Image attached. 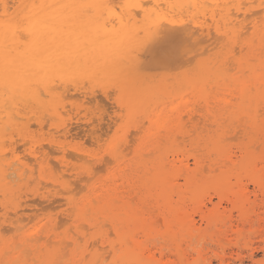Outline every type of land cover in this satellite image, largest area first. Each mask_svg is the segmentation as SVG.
Instances as JSON below:
<instances>
[{"label":"bare ground","instance_id":"6f19581e","mask_svg":"<svg viewBox=\"0 0 264 264\" xmlns=\"http://www.w3.org/2000/svg\"><path fill=\"white\" fill-rule=\"evenodd\" d=\"M11 1H12V4L14 7H13V11L10 13L13 16L10 17V16L6 15V12L8 11V6H7L8 3L6 2V0H0L1 13H2V17H0V100L3 99V95H5L6 98L10 101V103L12 102V104H14V106H17L18 104L22 105V104L27 103L29 107L37 108V110H38V107H44V106L49 105V103L47 101H44L41 96L47 95L50 98L54 97L53 90H54V88H58L56 86H60V85L61 86L66 85L67 86L68 83H73L75 80H78V79H87L88 81H90V80L95 81L98 79L99 81H103V80H108L110 78L119 79L124 75H129V76L133 75L134 80L137 81V78H138L137 72L140 69L139 68L140 65H139V62L137 61V59L135 58V56H132V53L134 51H138L137 49L140 48L139 46L141 44L149 43L153 39V34L148 31V28L145 25L142 17H139V19H138V17H136L135 14H133L132 16L125 15L123 17V22H121V20L117 19L116 23L113 24L111 22V18L106 17V15L104 14L102 9L96 10L93 15L89 16V15H81L77 10L72 9V8L60 7L62 5H72V4H81V3H113L114 1L116 3H120L121 0H11ZM255 1H257V0H255ZM144 2H148V0H144ZM152 2L163 3L165 5L172 4V3H180V4H183L185 7L177 8L175 10L176 14L177 13H180V14L185 13V14H187V16L189 15L192 19H197V20H199V18H202V20H203L204 17H208L210 22H211L210 24H211L212 29H213L212 35L214 36L215 40L220 42V44L222 45V48H223V49L221 48L222 50H224V48H227V52L225 53V55L219 59L214 58V60H212L211 62L199 61V63H197V65H198L197 72H195L196 70L194 71L196 73V75L194 74V76H196V77H194L193 74H192L193 77L189 75L191 78L183 77L181 85H180V87H178L177 91L174 92L171 89H170L171 91L168 90V92L166 93V96L164 97L166 99L165 102L173 101V103H175V104L172 103L171 107L167 110L168 115H166V117L164 118V122H165V126H166V128H165L166 132H164L165 135L162 138H164V140L167 142V144L169 142L172 143V140L170 141L171 134H172L170 132V130L173 132L174 129H179V127L181 125H182V127H184L185 122H183L184 125L181 124V122L183 120V116H186L187 119L189 121H191V123L189 122L191 125H188L189 129H187V127L185 126L186 131H182V128H180L176 132V133L181 135V137H180L181 142H182V140H183V142H185L184 139L186 140V138H187V140H189V142H187V144L192 143V142L197 143V141H199L200 139L196 141L195 140L196 136L193 134L197 133L196 135H198L200 133V132L198 133V130H200V128H203V129H201V130H203V132H204V130H207L205 128H207L210 123L206 124V122L207 123L211 122V124H210L211 129L213 128L212 125L214 126V124L218 125V126L220 124V126L218 128H221V125H223L222 120L229 122L226 119H229L232 122V123L231 122H229V123L235 127L232 128V126H231V128H232L231 129L229 124H226V127L228 125V127H227L228 131L226 130L225 134H226V132L227 133L230 132L229 129H231L233 132H235L234 134L239 135L238 137L236 135V138H238L239 141L240 140H242V141L239 143L237 142L239 145L234 144L235 146L237 145L235 148L236 149L235 151L231 150L230 146H227L226 144H224L225 143L224 135L223 136L218 135V133H217V135H214V136L212 135V137H209V135L212 133V132L209 133L211 131V129L209 128L210 131L207 130V134L208 133L209 134L206 135L209 138H207V137H206L207 139L204 138V143L206 146V148H204V149H206V150L202 151L201 149L199 150L196 147L197 150H195V151L192 150V152H194V153L191 152V154L189 155L191 158V162H189L187 157H184L183 154L180 156L178 155L176 149L180 145V143L178 142L179 137L176 138L177 135L173 136V139H174L173 141H175V142L177 141L178 143L176 142L177 144L175 145V147L176 146L177 147L175 150H170L171 153H168L169 152L168 151L165 154L158 156V158L155 160V162L150 164V165L148 163L149 160L147 161L146 158H145V161H147L148 164L146 162L142 163L140 161V159H139V162H136V160H135L136 165H135V167H133V170H135V172L137 171V172L142 173L141 177L137 178L141 183V185H139V187H142V188H143V186L146 187V185H148V183H146L145 177L146 176L149 177V175H152L151 176L152 178L150 180L151 181L150 189H147L148 188L147 187L146 188L147 190L146 189L145 190L143 189V190L145 192L146 191L148 192L147 193V197H148L147 199L148 200L150 198V200L152 201L151 197L153 198V200H155V207H157V208L162 207V208H166V209L169 206L170 202L172 201V195L173 194H176L178 196V198H180V196H182V194L186 193L190 189L192 190V193L187 199V205L184 208L182 214H181V212H178V214H180L181 216H177V215L172 214L171 216H173V218L168 221L169 224H166V223H165L166 225L163 224L165 227L167 225H169L170 227L172 226L173 228H175V229H173V231H164L163 233H160V235L162 237L164 236V238L166 237L165 235H168L169 239L171 238L172 240H174L178 236V234H181V235H179L180 237L185 238L186 241H189V240L191 241L192 238L199 237L206 232L208 234L211 233L212 229H213V232L219 233V236L221 234H223V232L226 233V231H230V232H232V234L239 236L240 234L243 233V231H244L243 227H244L246 222L257 220L258 223H263V221H264V211L259 212L260 209L264 208V200L262 199L264 196V163H262V161H264V80H262V76H264V0H259V2L257 1L258 6L262 7L261 8L262 13H260L259 15H257V14L259 13L260 10H257V11L254 10V12H250V14H249V11L253 10V9H251V8L249 9L248 7H245V5L242 6V3L245 2V0H208V2L210 3L209 5L212 6L211 8L208 7L206 0H152ZM256 3L254 2L252 4H256ZM9 4H10V2H9ZM39 5H43L44 7L43 8L34 7V6H39ZM189 5H191V7H188ZM232 5H233V7L231 8ZM49 6H55V7H49ZM9 9H10V7H9ZM170 12L171 11L169 10L168 14H170ZM253 13H255L258 17ZM247 15H250L251 17H248ZM252 15L256 16L257 18H255L254 16L252 17ZM182 16L185 17L186 15H182ZM239 16L241 17L240 19L238 18ZM173 18H175V17H173ZM183 20H185V19H183ZM197 20H195V21H197ZM247 20H248V25H246ZM202 23L200 24V26L198 28L200 30V35H202L205 31ZM206 25H208V24H206ZM186 28H188V26ZM243 29H245V30L242 32ZM181 30L183 31L182 28H181ZM29 31L33 32L32 36H29ZM209 31H210V28L206 29L204 39H208V37L211 39L213 38V36H210ZM190 33H191L190 31L182 33V35H184L183 36L184 37V43H186L189 40H191L193 43L194 42L199 43L200 39L197 37L190 39L191 38ZM242 35L244 37H246L245 41H244V37ZM77 41H79L78 47H77ZM216 41H214V39H213V42H216ZM219 42H217V43H219ZM211 43H212V41H211ZM186 45H188V42L186 43ZM199 45H200V43H199ZM197 46H198V44H197ZM183 48L181 49V55L179 58V59L185 58V59H182V61L187 60L185 55L183 54L186 50ZM192 48H194V47H192ZM213 48H215V47H213ZM235 48L238 49L239 54H240V57H238V58L235 57V54H237L238 52L235 54L233 53V52L237 51V50H235ZM212 49L209 48V50H212ZM187 52H190V51H187ZM199 53H197V54H199ZM193 55H194V53H193ZM190 57H189V59H190ZM216 57H218V56H216ZM193 58H194V56H193ZM193 58H191V60H188V62L191 63L193 61ZM183 64L181 63V65H183ZM229 64H230V66H232L234 64L236 65L235 67L237 68V73H238L237 75L238 76H236L232 79V83L230 86L226 85L224 87V85L226 83L231 82V81H229V79L228 80L225 79L223 71L225 70V71L231 72L234 69V68L232 70L229 69V68H231L230 66H227ZM184 66H186V65H184ZM187 66H189V65H187ZM225 66H227L228 69ZM173 69H174V67H173ZM224 82H226V83H224ZM228 84H230V83H228ZM69 85L72 86L71 84H69ZM245 85H247V87ZM73 87L74 86H72V88ZM152 87L154 88V86H152ZM156 87H160V86L158 85ZM72 88H70V89H72ZM77 88H78V86H77ZM79 88H81V87H79ZM213 88H215L216 91H214ZM61 89L59 88V90H61ZM167 89H169V88H167ZM77 91L78 90L76 89L75 92H77ZM157 91H159V90L157 89ZM78 93L76 96H78ZM82 93L84 94V91H82ZM130 93L132 94V92H130ZM109 94H111L110 91H109ZM74 95H71V97ZM107 95H108V93H107ZM133 95H134L133 102H136L138 100L137 98L139 96V93H136V91H134ZM66 96H68V95H66ZM66 96H64V97H66ZM148 96H150V95H148ZM96 97H99V96L97 95ZM96 97L94 96L93 98L96 99ZM76 99L78 101V98H76ZM100 100H103V99L101 97H99V100L96 99V101H100ZM86 101H84V103ZM91 101H89V102H91ZM93 101H94V99H93ZM103 103L105 104L106 102H103ZM160 103H162V102H160ZM89 104L90 103H88V104L86 103V105H89ZM105 105H108V102ZM64 106H66V105H64ZM92 106L94 108L95 105L92 104ZM140 106H141V104H140ZM142 107H143V104H142ZM109 108H111V107H109ZM3 109H6V108L3 107ZM152 109H154V108H152ZM67 110H68V108H67ZM92 111L93 110H91V112ZM71 112H72V109H71ZM91 112H89V113H91ZM10 113H11V115H13L12 112H10ZM64 113H65V111L63 112V114ZM85 114H87V113H85ZM226 114L228 116H226ZM240 115H244L247 119L244 123H242V122L240 123V124H244V125H241L242 126L241 128L238 127L240 125L238 123L240 121V118L244 117V116H240ZM196 116L198 118H196ZM224 116H226V118ZM170 117H172V118H170ZM245 117L243 119H245ZM13 118L18 119L19 117L17 118L16 116H14ZM71 118H73V117H71ZM117 119H118V117H117ZM195 119H198V120H195ZM199 119H202V121H203V122L201 121L203 123L202 127L198 125V123L200 122ZM243 119L241 118V120H243ZM21 120H23V118H21ZM111 120H112V118H111ZM196 121L197 122L199 121V122L197 123ZM105 122L106 121H104V123ZM75 124H73V125L75 126ZM111 124H112V122H111ZM143 124H145V123L143 122ZM173 124L175 125L174 127L172 126ZM235 124H237V125H235ZM45 125H43V126H45ZM103 125L101 124L100 128ZM43 126L41 125V128H43ZM89 126H90V123H89ZM106 126H107V124H106ZM138 126H139V124H138ZM223 126L225 127V125H223ZM34 127H36V125ZM70 127H71V125H70ZM77 127H78V125H77ZM141 127L139 126L137 129H139V131H140L143 128V127L142 128ZM237 127L239 128L238 130H237ZM45 128L46 127H44V129ZM6 129H7V127H6ZM6 129H4V130H6ZM72 129H74V128L72 127L71 130ZM104 129H105V127H103V130ZM108 129H109V126H108ZM108 129H107V131H108ZM84 130L85 129H83V131ZM93 130H94V128H93ZM144 130H145V128H144ZM218 130L219 129L213 131V129H212V131H213L212 134H214V132H216V131L218 132ZM78 131H80V130H78ZM57 132H59V131H57ZM81 132H82V130H81ZM190 132H192V133H190ZM75 133H78V132L75 131ZM86 133H87V131H86ZM133 133H134V131H133ZM74 134L71 133L70 135H74ZM87 134H86V136H88L90 133L88 135ZM95 134H96V132H95ZM102 134H104V133H102ZM130 134L131 133L129 132V135ZM191 134L194 137V139L192 138ZM203 134H206V131ZM234 134H233V136H235ZM44 135H45V133H44ZM136 135L137 134L134 133V135H132V137H135ZM228 135H229V133H228ZM74 136H78V135L76 134ZM80 136L83 137L84 135H80ZM94 137L96 138V136H94ZM190 137L194 141H191ZM203 137H205V135ZM203 137H200L201 140H203L202 139ZM66 138H68V136ZM100 138H101V136H100ZM233 138L235 139L234 141H236V138L235 137H233ZM135 139H136V137H135ZM158 139L160 140L161 138L158 137ZM158 139H157V141H158ZM83 140H88V139H83ZM102 141H103V139H102ZM102 141L100 144L103 143ZM160 141L165 142L163 140H160ZM25 142H27V141L25 140ZM25 142H23V143H25ZM96 142H97V140H96ZM127 142H129V141H127ZM131 142H134V141H132V139H131ZM229 142H230V140H229ZM231 142H233L232 139H231ZM39 143H40V141H39ZM160 143H159V145H160ZM194 143H192V144H194ZM198 143L203 144V142H201V143L198 142ZM226 143L228 144V142H226ZM27 144H28V142H27ZM131 144H133V143H131ZM137 144H138V142H137ZM172 144L168 145V147L170 149H172L174 147V146L172 147ZM40 145H41V143H40ZM81 145H83L82 142H81ZM119 145H121V143ZM162 145L163 144H161V147H162ZM188 145L190 146V144H188ZM230 145H232V144H230ZM85 146H88V145L85 144ZM16 147H18V146H16ZM16 147H15V150H16ZM19 147H20V145H19ZM19 147L17 149H19ZM128 147H129V149L131 148L129 145H128ZM136 147H137L136 149L138 151L139 150L138 146H136ZM156 147L157 146L155 145V149H156ZM165 147H167V146H165ZM36 148H37V146H36ZM43 148L44 147H42V149ZM46 148H48V147H46ZM49 148H48V150H49ZM124 148H126L125 145H124ZM144 148L147 149L146 147H144ZM178 148L181 149L180 146ZM38 149H40V147ZM42 149H40V151ZM89 149L90 148H88V150ZM51 150H53V149H51ZM16 151L19 152V150H16ZM37 151H39V150H37ZM37 151H35V152L37 153ZM118 151H119V149H118ZM118 151L113 152V155H115V157L113 156L115 158L113 160H117L119 157L122 158L123 156L126 157L127 154L123 155V156L117 155V154H119ZM122 151H124V150H122ZM159 151L164 152V149L159 150ZM180 151H182V149ZM196 151H199L200 153H197ZM115 152H117V154H114ZM188 152H190V150ZM58 153H60V152H58ZM74 153H75V151H74ZM76 153H78V152H76ZM131 153H130V155H131ZM141 153H143V152H141ZM153 153H155V152H153ZM4 154H2V155H4ZM67 154H65L64 156L69 157L71 155V153H70V154H68V156H66ZM80 154H82V153L80 152ZM134 154H136V153H134ZM40 155H41V153H40ZM84 155H81V156H84ZM116 155L118 158L116 157ZM143 155L144 154H142V156ZM73 156H75V155H73ZM73 156L72 155L70 156L71 157L70 160H72L76 157V156L75 157H73ZM86 156H89V155H86ZM144 156H146V154ZM154 156H156V155H154ZM48 157H49V155H48ZM79 158H81V157L79 156ZM102 159H105L104 161H107V162L110 160V159L107 160L105 157H102ZM29 160H31V158ZM35 160H38V157H35ZM70 160H69V162H70ZM113 160H111V161L114 163ZM120 160L119 161L122 162V159H120ZM130 160H131V158H130ZM77 161L82 163L80 160H77ZM104 161H102V162L104 163ZM126 161H127V158H126ZM126 161L124 160V163ZM150 161H152L151 158H150ZM29 162H31V161H29ZM46 162L49 164L48 160ZM58 162H59V160H58ZM50 164H52V163H50ZM69 164L71 165V162ZM125 164H127V163H125ZM70 165H67V166L70 168ZM88 165L89 164H86V167ZM105 165H107V164H105ZM108 165H110V164H108ZM52 166L53 165L48 166V167H52ZM102 166L100 165V167H98V168H96L94 166L92 168L90 165V168H92L93 170L95 168L96 170H94V172H96L98 170L102 171V168L106 169V167H102ZM59 167H60V165L57 166L56 169L54 168L55 173L57 172L56 171L57 169L59 170ZM32 168L34 169V167H32ZM47 168L45 167L44 169H47ZM52 168L48 169V171H53ZM77 168H78V166H77ZM87 168H88L87 174H89L88 173V172H90L89 166ZM73 169H75V168H72V170ZM105 169H103V170H105ZM65 172H67V170ZM94 172H92V173H94ZM98 172H96V174ZM49 173L50 172H48V174ZM99 173H101V172H99ZM115 173H114V175H115ZM0 174H3L2 170H1V165H0ZM58 174L61 175V173H59V172H58ZM139 174H138V176H139ZM77 175H79V174H77ZM135 175H137V174H134V176ZM19 176H20V174H19ZM62 176L64 178L65 173ZM69 176H67V177H69ZM104 176H105V174H104ZM117 176H118V174H117ZM7 177H8V175H7ZM67 177H65V178H67ZM109 177H110V175H108L107 178L109 179ZM177 177L178 178L181 177L182 183H179L177 181L178 180ZM80 178H78V179H80ZM14 179H16V178H14ZM56 179L58 180L60 178H58V176H57ZM78 179H77V181H82V180L84 181L86 179V177L82 178V180H78ZM88 179L91 180V178L87 177V180ZM102 179H104V178L102 177ZM123 179H124V177H123ZM125 179H126V182L129 181L126 184L131 186L130 180H132L133 178L130 179V178H126V176H125ZM232 179L234 180V182H232ZM55 180L52 179L51 183L56 182L55 184L58 185L57 183H59V182L57 180L56 181ZM63 180H64L63 184H65V182H67V184H68L69 180H67V179H63ZM90 180H88V181H90ZM244 181L247 184L250 183L254 187V193H253L252 198L249 195L250 192L248 191V188H247L248 185L245 184ZM41 182H43V181H41ZM41 182H39V183H41ZM73 182H70V183H73ZM87 182H85V183H87ZM112 182H113V180H112ZM4 183H5V181H4ZM45 183L51 185V183H48V181ZM29 184H30V182H29ZM55 184H53V187ZM68 185H71V184H68ZM75 185H77V184H75ZM75 185H74V188H75ZM101 185H103V184H101ZM128 185H127V187H129ZM234 185L237 186V189H234V187H235ZM77 186H76V188H77ZM90 186H92V185H90ZM40 187L43 188L42 183H41ZM114 187L115 186L113 185V188ZM123 187H125V186H123ZM137 187H138V185H137ZM139 187L137 189L133 190L134 193H137L139 191ZM81 188L82 187L80 186L79 191H81ZM84 188L85 187H83V190H84ZM113 188L111 187L110 189H113ZM116 188H117V186H116ZM38 189H39V187H38ZM71 189H73V187H71ZM105 189H103L104 192L109 191V190H107V189H109V187L106 190ZM117 189H119V188H117ZM68 191L70 192V190H68ZM77 191L78 190H76L75 192L77 193ZM55 192L56 191H54V193ZM64 192H67V191L65 190ZM75 192H71V194L72 193L76 194ZM107 193L109 195V192H107ZM125 193H127V192H125ZM103 194L105 195V193H103ZM116 194H117V195H115V196H117L116 198H114V196L112 195L113 198H110L111 196H109V199H111V200H109V199L107 200L106 198H104L105 201L103 199L101 200V204H102V201H104L103 205H105L104 206L105 209H106V204H107L106 201H108V203H111L110 201H114V200H116V202H119L120 198L122 200L125 197V196L123 197V191H121L120 193L117 192ZM67 195H65V196H67ZM86 195H88V194H86ZM86 195H84V196H86ZM104 195H102L101 197H103ZM259 195L261 196L260 199L258 198ZM98 196H99V194H98ZM98 196H97V198H98ZM133 197L134 196H132L130 198H133ZM99 198H100V196H99ZM213 198H216L218 200V202L214 204ZM95 199L96 198H94V200ZM144 199H146V198H144ZM56 200L61 201V199H56ZM121 200H120V202H121ZM131 200L132 199L129 200L130 203H131ZM52 201H50V202H52ZM62 201H64V200L62 199ZM84 201H85V199H84ZM222 201L226 202L225 204L228 203L230 208L229 209L222 208L223 210H219L218 205ZM20 202H22V201H20ZM61 202H60V204H64ZM76 202H78V201H76ZM96 202H97V200H96ZM116 202H114V203H116ZM37 203L40 204L39 201ZM92 203H94L93 200H92ZM98 203L99 202H97V204ZM122 203H124V202L122 201ZM28 204H27V206H28ZM38 204H37V206H38ZM86 204H88V203L86 202ZM89 204H91V203L89 202ZM101 204H99V205H101ZM111 204H113V203H111ZM131 204H133V203H131ZM208 204L211 205V208L208 207ZM20 205H21V203H20ZM55 205H58V204L56 203ZM116 205L117 204H115V205L113 204V206H115V207H116ZM30 206H32V205H30ZM45 206H46V204L43 205L44 208L42 206L41 207L43 209H45ZM47 206H50V205H47ZM47 206H46V208H47ZM51 206H52V204H51ZM95 206H98V205H95ZM49 208L50 207H48V211L51 210V208H50V210H49ZM57 208H55V209H57ZM89 208H90V206H89ZM91 208H93V207L91 206ZM124 208H125V206H124ZM39 209H38V211H39ZM76 209H77V207H76ZM88 209L86 210V207H85L84 210L87 211V213H88ZM94 209H92V210L94 211ZM110 209H107V211H109ZM170 209H171V211L173 210L172 207ZM188 209H191V211L188 212L187 211ZM18 210H16V211H18ZM20 210H25V208L20 209ZM26 210H27V208H26ZM77 210L81 211V207ZM120 210H117L116 212L118 213V211H120ZM137 210L138 209L135 208V211H137ZM144 210L146 211L145 207H144ZM151 210H149V212H154ZM16 211L14 212L15 214L18 213V212L16 213ZM45 211L42 210V213ZM67 211H68V208H67ZM97 211H98V209H97ZM113 211L115 213V210H113ZM232 211L236 212V218L235 219H233L234 214H232ZM120 212H122V210ZM156 212L157 211L155 210V213ZM34 213H36V214H34L33 216H36L37 212L34 211ZM58 213L60 214V211ZM90 213L92 214L93 212L91 211ZM100 213H101V211H100ZM117 213L112 214L110 211L107 213L102 212L101 214H103V217L102 216H100V217H102L104 219V221L105 220L108 221L109 225L112 227V229H114L116 231V233H117V230L119 231L120 239H122V240H126L128 237H130L131 232H132L131 230H133L135 227L137 228V226H139V225L147 226V224H148L147 221L149 222V220H147V218H145L146 215L145 216L143 215L144 217L141 216L139 218L138 217L134 218V216H133L134 214H132L133 219L127 220V217H125L126 216L125 213H124L125 214L124 217H121L120 214H117ZM146 213H147V211H146ZM10 214H11V212H10ZM174 214H177V213H174ZM52 215H54V214H52ZM149 215L152 216V214H149ZM193 215L194 216L196 215L198 217V220H196ZM57 216H59V215H57ZM30 217H32V216H30ZM76 217L78 220L79 219L86 220V217L83 218V213H81V212L79 214H77ZM26 218L27 217H25L24 219L26 220ZM28 218H27V220H28ZM159 219L160 218H158V220H156V218H155L156 222L157 223L159 222V224H160L162 222H160ZM8 220H9V218H8ZM30 220L31 219H29V221ZM4 221H6V220H4ZM12 221H10L9 223L10 224H15V223L18 224L19 222H21L20 219H18V218H17V220H14L13 222ZM56 222H57V220H55V224H56ZM63 222H65V221L63 220ZM66 222H67V220H66ZM92 223H91V225L93 226ZM36 224L38 225V223H36ZM36 224H34V225H36ZM65 224H67V223H65ZM104 224H105V222H104ZM104 224H102V225H104ZM59 225H60V223H59ZM202 225H204V227H202ZM15 226L12 228L9 227V229H13V228H15ZM80 226L85 227V225H83V224H81ZM169 226H167V227L170 228ZM239 226H241V227H239ZM57 227L58 226L56 224V227H55L56 229H54V230H57L59 228V227L58 228ZM61 227H62V225H61ZM148 227H149V225H148ZM249 227H251V226H249ZM258 227H259V225H258ZM69 228H67V230H69ZM108 228H109V226H108ZM214 228H215V231H214ZM17 229H21V227L20 228L16 227V230ZM84 229H86V228H84ZM88 229H90V228H88ZM154 229L155 228L148 230V228H147L146 231L141 229V234H143L144 240H148V243H149V240L152 241L153 238H151V237L159 236L158 231L154 230ZM2 230H4V229H2ZM253 230H256V229H253ZM6 231H7V229H6ZM6 231H5V233H6ZM69 232H71V230ZM110 232L111 231L109 229V233ZM134 232H136V231H134ZM1 233L2 232H0V235H1ZM5 233L3 235H5ZM9 233H10V231H9ZM59 233L60 232H58L57 234H59ZM207 233H206V235H207ZM108 235H110V234H108ZM133 235H135V234H133ZM10 236H12V234ZM34 237L32 238L30 235L29 239H26V238H24V239H26L28 242H32V243H35L37 240L39 241L38 238H40V237H37V236L35 238ZM45 237L47 238L46 241L49 238H51V237H49V235H45ZM77 237L78 236H76V238ZM133 237H135V236H133ZM52 238L53 239L57 238V235L54 234L52 236ZM60 238H58V239H60ZM128 239H127V241H128ZM72 240H75V239L73 238ZM181 240H183V239H181ZM218 240H220V239L218 238ZM23 241L24 240L21 241V244H23L22 243ZM50 241H51V239L49 240V242ZM57 241L58 240H56V242ZM132 241H133V239H132ZM47 242L45 243V241H44L45 244H47ZM60 242H61V239H60ZM63 242L66 243L64 240H63ZM69 242L73 243V241H68V243H66V245L67 244L69 245ZM104 242H105L104 239L101 238V244ZM136 242L135 241L133 242V246L135 247V249L139 248V244ZM13 244H15V243H13ZM219 244H221V242ZM15 245H18V244H15ZM24 246H26V245H24ZM96 246H98V245H96ZM151 246H152V244H151ZM36 247H35V249H36ZM41 247H39V248L42 249ZM108 247H109L108 250H110L113 253V258L114 257L117 258L120 256H125L126 259L129 258V259L152 260L155 258L152 255V253L151 254L149 253L148 255H144L142 251H140V252L138 251V253H135V250H134V252L132 250L128 251L129 248L126 249L127 247H124V254L123 255H121V254L117 255L116 253H120V252H116L117 250L115 251L116 246H114V244L110 243ZM119 247H120V245H119ZM179 247H180L179 245H176V247L174 249V250H176V253H178L177 254L178 261L177 262L182 261V260H187L188 258L184 255V253L182 252V250H180ZM203 247H205V246H203ZM203 247H202V250H203ZM15 248H17V247H14L13 249H15ZM62 249H64V247ZM144 249H146V247ZM22 250H20V252L21 251L25 252V250H28V249L24 250V248H22ZM139 250H140V248H139ZM160 250H161V248H160ZM179 250L181 251V253ZM262 250L264 252V246L262 247ZM34 251H33V253H34ZM60 251H54L51 255H48V253H47V257L44 261L58 259L57 253H59L58 254V256H59ZM144 251H148V250H144ZM219 251H220V249H219ZM22 252H21V254H22ZM65 252L66 253H64V252L63 253L68 256L66 250H65ZM72 252H73V250H72ZM109 252H108V254H109ZM150 252H151V248H150ZM5 253H6V251H5ZM26 253H27V251H26ZM94 253H96V252H94ZM101 253H103V252H101ZM146 253L147 252H145V254ZM188 253H190V252H188ZM218 253H220V252H218ZM100 254H99V256H100ZM108 254L106 253V255H108ZM23 255H26V254L24 253V254H22V256ZM44 255L45 254H43V256ZM160 255H162V253ZM195 255H196L195 259H200L202 256L201 252L199 250L196 251ZM43 256H42V254H40L37 257H38V259H43L44 258ZM94 256H96V255H93V257ZM222 256H220V257L216 256V257H218L219 260H222L223 259ZM59 257H62V255H60ZM84 257H85V255L83 256V259H84ZM125 257L123 260H126ZM16 258L17 257L15 255V258H12V261H13V259L16 260ZM20 258L23 259V257H20ZM20 258H18V259L22 260ZM63 258H65V257H63ZM105 258H107V257H105ZM159 259H160V257L158 258V260ZM35 260H36V258H35ZM5 261L6 260H4L3 263H5ZM33 261H34V259H33ZM59 261H61V260L59 259ZM62 261H64V260L62 259ZM65 261H67L66 258H65ZM97 261H98V257H97ZM97 261L95 260V262H97ZM102 261H103V259H102ZM204 261L206 262V260H204ZM209 262H208V264H209ZM161 264H168V262L167 263H161Z\"/></svg>","mask_w":264,"mask_h":264},{"label":"rangeland","instance_id":"374dc122","mask_svg":"<svg viewBox=\"0 0 264 264\" xmlns=\"http://www.w3.org/2000/svg\"><path fill=\"white\" fill-rule=\"evenodd\" d=\"M206 1H207L206 3L208 4V7L211 8L212 6L209 5L210 3L208 2V0H206ZM257 1L259 2V0H257ZM257 1H255V0H245V2L242 3V6L245 5V7H248L249 9L250 8L253 9V10H250L249 11V14H250V12H254V10H256V11L257 10H260L259 13L257 14V15H259L260 13H262V10H261L262 7L261 6H258V2ZM6 2L8 3L7 4L8 11L6 12V15L11 17L13 15H11L10 13L13 11V7L14 6H13L11 0H6ZM9 2H10V4H9ZM254 2L255 3L257 2V3L256 4H252ZM113 3H116V2L114 1ZM9 7H10V9H9ZM232 7H233V5L231 6V8ZM253 14H255V13H253ZM182 15H186V16L183 17ZM247 16L248 17H251L250 15H247ZM253 16L254 15H252V17ZM256 16H254V17L257 18L258 16L257 17ZM0 17H2L1 6H0ZM167 17L163 19L164 22L162 21L165 25H167V19H173V20L176 21V24H175V26L177 25L176 28L177 29H180V30H181V28L183 29L182 33L183 32H187V31H190L192 33V34L190 33V37H191L190 39H192L194 37H197V38L200 39V42H199L200 45H199L198 42H194L193 43L191 40L187 41L188 42V45H186L187 42L186 43H183V47L184 48L183 47L182 48L185 49L186 51H190V52H187V55H185V57H186L187 60H183L184 61L183 62L182 59H185V58L179 59V61L180 62L182 61L181 63L182 64L184 63V64L181 65V63L178 61V63L175 65L176 67L174 66V69H172L167 74H156V73H152V72L145 71V68H147L148 65L146 64V62L143 59V51L144 50L142 48H139V49H137L138 51H134L133 52L134 54L132 53V56H135V58L137 59V61L139 62V65H140L139 66L140 69L137 72V74H138L137 81L134 80L133 75L132 76L124 75V76H122L119 79L110 78L108 80H103V81H99L98 79L95 80V81H91V80L88 81L87 79H78V80H75L73 83H68L67 86L66 85H64V86H61V85L60 86H56L58 88H54V90H53L54 97H51L52 99L49 96H47V95L41 96L44 101H47L49 103V105L44 106V107H38V110H37V108L29 107L27 103L22 104V105L21 104H18L17 106H14V104H12V102L10 103V101L6 98V96L3 95V99L0 100V165H1V170L3 172V174H0V228L2 227L0 229V232H2L1 235H0V264H2L4 260H6V261L3 264H8V262H10V260L12 261V258H15V255L17 257L16 259H18L20 257H23V259L20 258V259H22L21 261H28L29 264H31V262L34 259V261L36 262V264H38L40 261L42 262V261H44L46 259L47 253H48V255H51L54 251H60V250H61L60 251V255H62V257H59L60 255L58 256L59 253H57L58 259H56V260H59L60 259L62 261V259H63L64 260L63 261V264H77L78 261L83 260V256L84 255H85V257H87L88 261L91 262V264H96L95 260L97 261V257H98L99 264H112V262L114 260H116V259L123 260L125 256H120L121 258L120 257H117V258L114 257L115 258L114 259L113 258V253L110 250H108L109 249V247H108L109 244L112 243V239L116 237L117 233H116V231L114 229H112V227L109 225V222L108 221H106V220L104 221V219L102 218L103 217V214H101L102 212L107 213L109 211L112 214H116L117 213L116 211L117 210H120V209L122 210L123 213L120 212L121 211L120 210V211H118L117 214H120L121 217H124L125 214H126L125 217H127V220H132L133 219L132 214H134L133 215L134 218H136V217L139 218L141 216L144 217L146 215L145 218H147V220H149V222L147 221L148 224L146 223L147 226H141V225H139V226H137V228L135 227L133 230H131L132 231V232L130 231L131 232V235H130V237H128L129 239L127 238L128 241H130V240L132 241V239H133V242L134 241L135 242L137 241L136 243H138L140 239L144 240L143 234H141V229H143V230L146 231L147 228H148V230L155 228L154 230H157L158 231V235H159L157 237L154 236L155 238L154 237H151L153 239H152V241L149 240V243H148V240H145L147 242L146 245H145V247H146V249H149V250L151 248V252L150 251H144L145 249H140V250H139V248H136L135 249L134 246H133L134 248L132 247V248H129V249H128L127 245H125L124 247H127L126 249H128V251H131L132 250L134 252V250H135V253H138V251L139 252L142 251L144 255H148L149 253L150 254L152 253V255L155 257L154 258L155 260L156 259L158 260V258L160 257V259L158 261H160L161 263H167L168 262V264H170L173 261H176V262L178 261V259H177V254L178 253H176V250H174L175 247H176V245H179L180 246L179 247L180 250H182V252L184 253V255L188 259L190 258V256L193 253L196 254V251L199 250L201 252V255L203 256V257L201 256L200 259L203 258L202 260H206V264H208L209 261H210L209 264H259V261L264 260V252L262 250V247L264 246V221H263V223H258L257 220L250 221V222H246L245 225H244V227H243V229H244L245 232L243 231V233L240 234L239 236H237L235 234H232V232H230V231H226V233L223 232V234H221L219 236V233L213 232V229H212L211 233L208 234L206 232L207 235H206V233H204V234H202L199 237L192 238L191 241L190 240L189 241H186L185 238L180 237L179 235H181V234H178V236L176 237L177 239L175 238L174 240H172L171 238L169 239V236L168 235H165L166 237L164 238V236L162 237L160 235V233H163L164 231H173V229H175L172 226L170 227L169 225H167V226L170 227V228H168L167 226L165 227L164 225L169 224L168 221L173 218V216H171L172 214L173 215H177V216H181L180 214H178V212H181V214H182L184 208L187 205V199L191 195L192 190L190 189L186 193L182 194V196H180V198H178V196L176 194H173L172 195V201L170 202L169 206L166 209V208H162V207H160V208L155 207V200H153L152 197H151L152 201L150 200V198H149V200L147 199L148 198L147 197V193L148 192L147 191L145 192L144 190L147 187H148L147 189H150V184H151V181L150 180L152 178L151 177L152 175H149V177L148 176L145 177L146 178V183H148V185H146V187H144V186H143V188L142 187H139V185H141V183H140V181L137 178L141 177V174L142 173L137 172V171L135 172V170H133V167H135L136 162H139V159H140V161L142 163H144V162L147 163V161L149 160L148 163L150 165V164H152V163L155 162V160L158 158V156L163 155V154H165L168 151H169L168 153H171L170 150H175L176 147H177V146L175 147V145L179 142L180 145L179 144L178 145L180 146V148L182 149V151H180L181 149H179L178 148L179 146H178L177 149H176L178 155L180 156V155L183 154V156L184 157H187V159L189 160V162H191V158H190L189 155L191 154L192 150L195 151L198 148L199 150L201 149L202 151H205L206 149H204V148H206V146H205V143H204V138L207 139L209 137H212V135L213 136L214 135H217V133H218V135H222V136L224 135V137H225V138L223 137L225 139V143L224 144H226L227 146H230L231 150H234V151L236 150L235 148L237 146V145L235 146L234 144H238L239 142L242 141V140L239 141V139L236 138V135L237 134H234L235 132H233L231 130L235 126H232V124L229 123L231 121L229 119H226L229 122L222 120L224 122L223 123L220 120L222 122V124L225 125V127L223 125H221V128H218L220 126V124H219V126L218 125H215V124H214V126L212 125L213 131L219 129L218 132L216 131V132H214V134H212L213 131H212L211 125H210L211 122H208V123L206 122V124H209V123L210 124H209V126L207 125L208 127L205 128V129H207L209 131L211 129V131L209 133H211V132L212 133L209 135V137H207L206 135L209 134V133L207 134V130H204V132H203V130H201L203 128H200V130H198V133L200 132L198 134L199 136L196 135L197 133L196 134L194 133L193 135L196 136L195 137V140L196 141L200 139L199 141H197V143L198 142H200V143L203 142V144L202 143L201 144L198 143L199 144L198 145L197 143L192 142L194 144L188 143V144H190V146H189L187 144V142H189V140H187V138H186V140L184 139L185 142H183V140L181 142V140H180L181 135L178 134V133H176L180 128H182V131H186V127H187V129H189V126L188 125H191L190 124L191 121H189L186 116H183V120L181 122V124H183V125H184L183 122H185V126L186 127L185 126L182 127V125L180 124L181 126L179 127V129H174L173 132L170 130V132L172 133L171 134L170 141L172 140V143L173 144L171 142H169L170 144L169 143L167 144V142L164 140V138H162L165 135L164 132H166L165 131L166 126H165L164 118L166 117V115H168L167 110L171 107V104L173 103V101H171V102L170 101L169 102H165L166 99L164 97L166 96V93L168 92V90L169 91L172 90L174 92L177 91L178 90V87H180V85H181V82H182L183 77L191 78L190 76H192V74H193V76H194V74L196 75L195 72H197V68H198L197 63H199V61H202V62H211L212 60H214V58H218V59L221 58L227 52V48H224V50H222L223 49L222 48V45L220 44L219 41H216L215 38H214V36L212 35L213 34V29H212V26L210 24L211 22H210V20H209L208 17H204L203 20H202V18H199V20H197V19H192L189 15L187 16V14H185V13H181V14L180 13H177L176 14L175 12H174V14L172 12H170V14H168ZM173 17H175V18H173ZM238 18L240 19L241 17L239 16ZM138 19H139V17H138ZM183 19H185V20H183ZM195 20H197V21H195ZM201 23L203 24L204 30H205L202 35H200V30L198 29ZM246 23L245 24L248 25V20L246 21ZM206 24H208V25H206ZM187 26H188V28H186ZM168 27L171 28L172 26L171 25H168ZM208 28H210V31H209L210 36H213L212 39L209 38V37H208V39H204L205 38L204 36H205V33H206V29H208ZM244 30L245 29H243L242 32ZM245 38L246 37H244V41H245ZM213 39L216 42H213ZM211 41H212V43H211ZM217 42H219V43H217ZM197 44H198V46H197ZM192 47H194V48H192ZM213 47H215V48H213ZM209 48L210 49L213 48V49L212 50H209ZM235 50H237V51H235ZM235 50H234L235 52H233L234 54L238 52L237 54H235V57H237V58L240 57V54H239L238 49L235 48ZM193 53H194V55H193ZM197 53H199V54H197ZM192 55L194 56V58H193ZM216 56H218V57H216ZM189 57H190V59H189ZM191 58H193V61L192 62L190 61L191 63H189L188 60H191ZM184 65H186V66H184ZM187 65H189V66H187ZM227 66H230V64L227 65ZM227 66H225V67L228 69ZM235 66H236L235 64L232 65V66H230L231 68H229V69L232 70L234 68L232 71L230 70L231 72L225 71V70H224L225 72L223 71V74L225 76V79L226 80L229 79V81H231V82H228L227 81L230 84L224 82V83H226L224 85V87L226 85H229L230 86L231 83H232V79L234 77L238 76L237 75L238 74L237 73V68ZM194 77H196V76H194ZM69 84H71L74 87L72 88V86H70ZM158 85L160 87H156ZM77 86H78V88H77ZM152 86H154V88ZM79 87H81V88H79ZM59 88L60 89L62 88V89L59 90ZM70 88H72V89H70ZM167 88H169V89H167ZM76 89L78 90L77 92H75ZM157 89L159 91H157ZM213 90L216 91L215 88H213ZM82 91H84V94L82 93ZM109 91L111 92V94H109ZM134 91H136V93H139V96L137 98L138 100L136 102H133V97H134L133 93H134ZM130 92H132V94ZM73 93L74 94L76 93V94L74 95ZM77 93H78V96L79 97L76 96ZM107 93H108V95H107ZM70 94L71 95H74V96L71 97ZM66 95H68V96H66ZM97 95L103 99V100H100L101 102L102 101L103 102H106L105 104H107V102H108V105H105L106 106V111L108 110L107 111V117H108V119L105 120L107 123L106 122L105 123L104 122H97L95 125H90L89 126V121L92 119L91 115H89L90 114L89 112H91V110H94L92 104L95 105L96 99L99 100V97H96ZM148 95H150V96H148ZM64 96H66V97H64ZM94 96L96 97V99L93 98ZM76 98H78V101H77ZM93 99H94V101H93ZM84 101H86V102L84 103ZM89 101H91V102H89ZM160 102H162V103H160ZM86 103L87 104L90 103L89 105L91 107L89 105H86ZM140 104H141V106H140ZM142 104H143V107H142ZM173 104H175V103H173ZM64 105H66V106H64ZM3 107L6 108V109H3ZM109 107H111V108H109ZM67 108H68V110H67ZM152 108H154V109H152ZM71 109H72V112H71ZM64 111H65V113L63 114ZM10 112H12L13 115H11ZM85 113H87V114H85ZM227 114H226V116L229 115V114L228 115ZM12 116L13 117L16 116L17 118L19 117L20 119L19 118L18 119L13 118ZM226 116H224V117L226 118ZM240 116H244V115H240ZM71 117H73L74 119L71 118ZM117 117H118V119H117ZM244 117H241V118L243 119ZM21 118H23V120H21ZM111 118H112V120H111ZM170 118H172V117H170ZM196 118H198V117L196 116ZM241 118H240V121H239L238 124H240L241 122L244 123L247 120L246 117L243 120H241ZM195 120H198V119H195ZM199 121L198 122L200 124L197 121L196 122L198 123L199 126L202 127V124H203L202 123L203 122L202 119H199ZM111 122H112V124H111ZM143 122L145 124H143ZM40 124L42 126L45 125V124L46 125L43 126V128H41V125ZM73 124H75L76 127ZM101 124L102 125L104 124V125L100 128ZM106 124H107V126H106ZM138 124H139L140 127L141 126L143 127V128L141 127L142 128V130H140L141 132L139 131V129H137L139 127ZM226 124H229L230 128L232 126V128L229 129V131H230V132H228L229 135H228L227 132L225 134V131L226 130L228 131V128H227L228 125L226 127ZM35 125H36V127H34ZM70 125H71V127H70ZM77 125H78V127H77ZM235 125H237V124H235ZM241 125H244V124H240L238 127L241 128L242 127ZM5 126L7 127V129H6ZM108 126H109V129H108ZM172 126L174 127L175 125L173 124ZM44 127H46V128L44 129ZM72 127L74 129L71 130ZM103 127H105L104 130H103ZM238 127H237V130L239 129ZM93 128H94V130H93ZM144 128H145V130H144ZM4 129H6V130H4ZM83 129H85V130L83 131ZM107 129H108V131H107ZM78 130H80V131H78ZM81 130H82V132H81ZM57 131H59V132H57ZM75 131H77L78 133H75ZM86 131H87L88 134L89 133L90 134L88 135L86 133ZM133 131H134L135 134H137L135 136L136 139H135V137H132V135H134ZM205 131H206V134H203V133H205ZM95 132H96V134H95ZM129 132L131 133L130 135H129ZM44 133H45L46 136L44 135ZM71 133L72 134L75 133L74 135L77 134L78 136L70 135ZM102 133H104L105 135L102 134ZM190 133H192V132H190ZM86 134L88 136H86ZM233 134L235 136H233ZM80 135H84V136L81 137ZM204 135H205V137H203ZM67 136H68V138H66ZM94 136H96V138ZM100 136H101V138H100ZM173 136H176V138L179 137L178 138L179 140L177 139L178 142L176 141L177 143L175 141H173L174 140L173 139ZM191 136H192V134H191ZM238 136L239 135H237V137ZM114 137L119 142V144L121 143V145H119V151H118L119 154H117V152H115L114 154H117L119 156L120 155L123 156V155H126L127 154L126 157L123 156L122 158L121 157H119V158L122 159V162L123 163H124V160L126 161V158H127V161L128 162L126 161L125 163H127V164L129 163L128 165L125 164V163L123 164L122 162H120L121 160L117 157V155H116V157L120 161L118 159H117L118 161L117 160H113V159H115L114 158L115 155H113V152H111L110 154H106V153H109L110 152L108 146H109V143L113 140ZM158 137L161 138L160 140H163L166 143L160 141L158 139ZM200 137H203L202 138L203 140H201ZM233 137L236 138V141H234L235 139ZM192 138L194 139L193 136H192ZM192 138H191V141H194ZM83 139H88V140H83ZM102 139H103V141H102ZM131 139L134 142H131ZM157 139H158V141H157ZM231 139H232L233 142H231ZM25 140L28 142V144H27V142H25ZM96 140H97V142H96ZM229 140H230V142H229ZM39 141H40L41 145H40ZM101 141L103 142L102 144H100ZM127 141H129V142H127ZM23 142H25V143H23ZM81 142L83 143L84 146L81 145ZM137 142H138V144H137ZM158 142L159 143L161 142L160 145H159ZM226 142H228L229 145ZM131 143H133V144H131ZM24 144L25 145L27 144V145L25 146ZM85 144L88 145V146H85ZM161 144H163L162 147H161ZM171 144H172V147L174 146L173 147L174 149L172 147H171L172 149H170L168 147V145H171ZM230 144H232V145H230ZM19 145H20V147H19ZM35 145L37 146V148H36ZM124 145H125L126 148H124ZM128 145L132 149L131 148L129 149ZM155 145L157 146L156 149H155ZM16 146H18L19 149H17L18 147H16ZM41 146L44 147V148L42 149ZM45 146L48 147V148L50 147L49 150ZM136 146H138V149H139L138 151L136 149L137 148ZM165 146H167L168 148L165 147ZM15 147H16V150H19V152L15 150ZM39 147H40V149H42L41 151H40V149H38ZM144 147H146L147 149H145ZM88 148H90L91 150L90 149L88 150ZM51 149H53V150H51ZM163 149H164V152L159 151V150H163ZM37 150H39L40 152L37 151ZM122 150H124V151H122ZM187 150L188 151L190 150V152H188ZM35 151H37V153ZM74 151H75V153H74ZM58 152H60L61 154L58 153ZM76 152H78V153H76ZM80 152L82 154H80ZM141 152H143V153H141ZM153 152H155L156 154L153 153ZM196 152L197 153H200L199 151H196ZM40 153H41V155H40ZM67 153L68 154L71 153L72 156L73 155L76 156V157L73 156V157H75L74 159H72L73 161L70 160L71 159V157H70L71 155L69 157H65L64 156ZM130 153H131V155H130ZM134 153H136V154H134ZM192 153H194V152H192ZM2 154H4V155H2ZM68 154L66 156H68ZM142 154H144V155L146 154L147 157L144 156V155L142 156ZM48 155H49L50 158L48 157ZM78 155L81 158H79ZM81 155H84V156H81ZM86 155H89V156H86ZM154 155H156V156H154ZM34 156L35 157H38V160H35V157ZM102 157H105L107 160H109V159L110 160L108 162L107 161H104L105 159H102ZM149 157L151 158L152 161H150V158ZM30 158H31V160H29ZM130 158H131V160H130ZM145 158H146L147 161H145ZM57 159L59 160V162H58ZM76 159L77 160H80L82 163H80ZM47 160H48L49 164L50 163H52V164L49 165L46 162ZM69 160L71 162V165L69 164L70 163ZM111 160H113L114 163ZM135 160H136V162H135ZM29 161H31V162H29ZM102 161H104V163ZM85 163L86 164H89L88 165L89 166V171H90V172H88L89 174H87V169H88L87 167L88 166L86 167V164ZM105 164H107V165H105ZM108 164H110V165H108ZM51 165H53L52 166L53 168L52 167H48V166H51ZM59 165H60L59 170L57 169L56 170L57 172L55 173V169ZM67 165H70V168ZM90 165H91L92 168L94 166L96 168H98V167H100V165L101 166L103 165L102 167H106V169L101 167L102 168V171L98 170L101 173H99L98 171H96V172H98L96 174V172H94V170H96V169L94 168V170H93L92 168H90ZM77 166H78V168H77ZM32 167H34V169L35 168L36 169L34 170ZM45 167L46 168L48 167V168L47 169H44ZM50 168H52L54 172L53 171H48V169H50ZM72 168H75L76 170L75 169L72 170ZM103 169H105V170H103ZM66 170H67V172H65ZM48 172H50V173L48 174ZM58 172L61 173V175H59ZM92 172H94V173H92ZM64 173H65V176L63 178L62 175H64ZM114 173H115V175H114ZM19 174H20V176H19ZM77 174H79V175H77ZM92 174L93 175L95 174V175L93 176ZM104 174H105V176H104ZM117 174H118V176H117ZM134 174H137V175L134 176ZM138 174H139V176H138ZM7 175H8V177H7ZM108 175H110L109 179L107 178ZM57 176L60 179L57 180L56 179ZM67 176H69V177H67ZM125 176H126V178H130V179H132V178L134 179L135 178L136 180L135 179L134 180L133 179L130 180V183H131V186H130V185L126 184L129 181L126 182ZM61 177L63 179L69 180L68 181V184H71V185H68L67 182H65V184H63L64 183V180ZM65 177H67V178H65ZM85 177H86V179L84 180L85 182H87L88 180H90V179L87 180V177L91 178V180L88 181L87 183H85L82 180V178H85ZM102 177L104 179H102ZM123 177H124V179H123ZM14 178H16V179H14ZM78 178H80V179H78ZM52 179H54V180L56 179L59 182V183H57L58 185L55 184L56 182L55 183H51L52 182L51 181ZM77 179L78 180H82V181H77ZM111 179L113 180V182H112ZM4 181H5V183H4ZM28 181L30 182V184H29ZM41 181H43V182H41ZM47 181H48V183H51V185L45 183ZM177 181L179 183H182L181 177H179ZM39 182H41L43 184V188L40 187L41 186V183H39ZM70 182H73L74 184L73 183H70ZM232 182H234L233 179H232ZM53 184H55L56 186L54 185V187H53ZM75 184H77L78 186L75 185ZM101 184H103V185H101ZM245 184H247V183L245 182ZM74 185H75V188L77 186L78 189L77 188L75 189L74 188ZM90 185H92V186H90ZM113 185L115 186L114 188H113ZM127 185L129 187H127ZM137 185L139 187V191L138 192L136 191L137 193H134L133 190H135V189L138 188ZM247 185H248L247 186L248 191L250 192L249 195L252 198L253 197V193H254V187L250 183H248ZM80 186L82 187L81 188V191H79V187ZM116 186H117V188H119V189L121 188V189L120 190L117 189ZM123 186H125V187H123ZM234 186L236 187V188L234 187V189H237V186L236 185H234ZM38 187H39V189H38ZM71 187H73V189H71ZM83 187H85L84 190H83ZM108 187H109V189H107ZM111 187L113 189H110ZM105 188L107 190H109V191L104 192L103 189H105ZM65 190L67 192H64ZM68 190H70V192ZM76 190H78L77 193L75 192ZM54 191H56V192L54 193ZM121 191H123V197L125 196L122 200L119 197L120 200H121V202H120L119 199H118L119 202H116V200L110 201L114 205L117 204L116 207H115V206H113V204L108 203V201H106L108 205L106 204V209H105L104 208L105 205H103V203L105 201L104 198H106L108 200L109 199V196H111L110 198H113L112 195L114 196V198H116L117 197V196H115V195H117L116 193L117 192L120 193ZM124 191L127 192V193H125ZM71 192H75L76 194H74V193L71 194ZM107 192H109V195H108ZM103 193H105V195ZM64 194L65 195L68 194V195L65 196ZM86 194H88V195H86ZM98 194H99L100 198H99ZM84 195H86V196H84ZM96 195L98 196V198H97ZM102 195H104V196L101 197ZM132 196H134V197L133 198H130ZM94 198H96V199L94 200ZM144 198H146V199H144ZM258 198L260 199L261 196L259 195ZM56 199H61V201L63 199L64 201L61 202L59 200L57 201ZM84 199H85V201H84ZM102 199L104 201H102V204H101V200ZM130 199H132L131 200V203H133V204L130 203V201H129ZM262 199L264 200V196H263ZM37 200L39 201V203L41 205L37 203L38 202ZM92 200H93L94 203H92ZM96 200H97V202H99L98 204H97ZM109 200H111V199H109ZM20 201H22V202H20ZM50 201H52V202H50ZM76 201H78V202H76ZM122 201L124 203H122ZM19 202L21 203V205H20ZM60 202L61 203H64V204H60ZM86 202L88 204H86ZM89 202L91 204H89ZM114 202H116V203H114ZM217 202H218V200L216 198H213V203L215 204ZM28 203L30 205H32V206H30ZM36 203L38 204V206L39 205L40 206L38 207ZM56 203L58 205H55ZM225 203L226 202L222 201L218 205V207H219L218 209L219 210H223L222 208L229 209L230 206L228 205V203L227 204H225ZM27 204H28V206H27ZM44 204H46V206L47 205H50V206H47V208L45 206V209H43L44 208L43 207ZM51 204H52V206H51ZM99 204H101V205H99ZM83 205L86 207V210L90 206V208L88 209V213H87V211L84 210L85 207ZM95 205H98V206H95ZM91 206L93 208H91ZM124 206H125V208H124ZM48 207H50L52 211L50 210V208H49L50 211H48ZM54 207L55 208L58 207V208L55 209ZM76 207H77V209H79L81 207V211L80 210H77ZM144 207H145L147 213L144 210ZM169 207L170 208L172 207L173 210L171 211V209ZM208 207L211 208V205L208 204ZM24 208H25V210L27 208L28 211L27 210L26 211L25 210H20V209H24ZM67 208H68V211H67ZM135 208L138 209V210L135 211ZM38 209H39V211L41 209L43 211H45L46 209L47 210L42 213V210L39 212ZM92 209H94V211ZM97 209H98L99 212L97 211ZM107 209H110V210L107 211ZM16 210H18V211H16ZM113 210H115V213H114ZM149 210L154 211V212H149ZM155 210L157 211L156 212L157 214L155 213ZM9 211L11 212V214H10ZM15 211H16V213L17 212L18 213L15 214L14 213ZM34 211L37 212V215L36 216H33L34 214H36V213H34ZM59 211H60V214L58 213ZM91 211L93 212L92 214L90 213ZM100 211H101V213H100ZM187 211L190 212L191 209H188ZM262 211H264V208H262V209L259 210V212H262ZM80 212L83 213V218L86 217V220H81V219L78 220L77 219L76 215L79 214ZM51 213L54 214V215H52ZM174 213H177V214H174ZM56 214L59 215V216H57ZM149 214H152V216L149 215ZM232 214H234L233 215V219H235L236 218V212L235 211H232ZM29 215L32 216V217H30ZM100 216H102V217H100ZM23 217L24 218L25 217H27V218L29 217V218H28V220L26 218V220H27L26 221ZM60 217L61 218L63 217V218L61 219ZM8 218H9V220H8ZM17 218L20 219L21 222H19L18 224L17 223H15V224H10L9 223L12 220L13 221L14 220H17ZM155 218H156V220H158V218H160L159 221L162 222V223H160V224H159V222L157 223L156 220H155ZM194 218L196 220H198V217L196 215L194 216ZM29 219H31L32 221L31 220L29 221ZM4 220H6V221H4ZM55 220H57V222H58V223L56 222L57 226L59 227V228L57 227L58 228L57 230H54V229H56L55 228L56 227ZM63 220L65 222H63ZM66 220H67V222H66ZM104 222H105V224H104ZM36 223H38V225ZM59 223H60V225H59ZM65 223H67V224H65ZM76 223L77 224L79 223V224L77 225ZM91 223L93 224V226L91 225ZM23 224L24 225L26 224V225L24 226ZM34 224H36L37 226L34 225ZM81 224L85 225V227H83V226L81 227L80 226ZM102 224H104V225H102ZM61 225H62V227H61ZM148 225H149V227H148ZM258 225H259V227H258ZM14 226H15V228L9 229V227L12 228ZM108 226H109V228H108ZM249 226H251V227H249ZM16 227L17 228L18 227L19 228L21 227V229H17L16 230ZM202 227H204V225H202ZM239 227H241V226H239ZM67 228H69V230H67ZM84 228H86L87 230L84 229ZM88 228H90V229H88ZM2 229H4L5 231L7 229L6 233ZM109 229L111 230L110 233H109ZM253 229H256L257 231L256 230H253ZM70 230H71V232H69ZM9 231L12 234V236H10L11 234L9 233ZM85 231H87V233H88V239H89V241H91L92 244H93V246L91 248H88V247H80V246H78L76 244H73L72 242H69V245H72L70 248H69V245L68 244L66 245V243H68V241H73L72 240L73 238L76 239V236H78L79 238H83ZM134 231H136V232L138 231V232L136 233ZM214 231H215V228H214ZM58 232H60V233L57 234ZM4 233H5V235H3ZM54 234L57 235V238H55V239L52 238V236ZM108 234H110V235H108ZM133 234H135V235H133ZM30 235H31L32 238L34 236L35 237L36 236L37 237H40V238H38L39 241L37 240L35 243L28 242L26 239H29ZM45 235H49V237H51V238H49L47 240L48 242L46 241L47 238L45 237ZM101 235H102V238L104 239L105 242L101 244V239H100L98 244L95 243V240H93L94 237H101ZM133 236H135V237H133ZM24 238H26V239H24ZM58 238L61 239V242H60V239H58ZM218 238L220 240H218ZM50 239H51V241L49 242ZM127 239H126V241H127ZM181 239H183V240H181ZM22 240H24L22 242L23 244H21V241ZM56 240H58V241L56 242ZM63 240L66 243H64ZM44 241H45V243L47 242V244H45ZM220 242H221V244H219ZM13 243L18 244V245H15ZM154 243L155 244L157 243V244L155 245ZM151 244H152V246H151ZM24 245H26V246H24ZM96 245H98V246H96ZM117 245H115L116 246L115 247V251L119 248V244H117ZM203 246H205V247H203ZM14 247H17V248L13 249ZM35 247H36V249H35ZM39 247H41L42 249H40ZM63 247H64V249H62ZM202 247H203V250H202ZM22 248H24V250L25 249H28L29 251L28 250H25V252H22L23 251ZM160 248H161V250H160ZM219 249H220V251H219ZM20 250H22L21 251L22 254L25 253L26 255H23L22 256ZM65 250L67 251L68 256L66 254H64V253H66ZM72 250H73V252H72ZM5 251H6V253H5ZM26 251H27V253H26ZM33 251H34V253H33ZM94 252H96L97 254L94 253ZM101 252H103V253H101ZM108 252H109V254H108ZM116 252H119V251H116ZM145 252H147V253L145 254ZM188 252H190V253H188ZM218 252H220V253H218ZM106 253L108 255H106ZM161 253H162L163 256L160 255ZM180 253H181V251H180ZM40 254H42V256H43V254H45L43 256L44 257L43 259H38L37 256L40 255ZM99 254H100V256H99ZM116 254L117 255H120L121 253H116ZM93 255H96V256L93 257ZM104 256L107 257V258H105ZM216 256H218V257L222 256L223 259L222 260H219V258L216 257ZM63 257H65L67 261H65V258H63ZM195 257H196V255L194 256V258ZM35 258H36V260H35ZM191 258H193V256H191ZM102 259H103V261H102ZM125 259H126V257H125ZM128 259H126V260H128ZM41 262L39 264H41Z\"/></svg>","mask_w":264,"mask_h":264},{"label":"snow or ice","instance_id":"6c2138e0","mask_svg":"<svg viewBox=\"0 0 264 264\" xmlns=\"http://www.w3.org/2000/svg\"><path fill=\"white\" fill-rule=\"evenodd\" d=\"M43 8V5L34 6ZM55 7V6H49ZM60 7L72 8L77 10L81 15H93L94 12L98 9H102L106 17L111 18L113 24L116 23V20L119 19L123 22V17L125 15L132 16L135 14L136 17H142L145 25L148 28V31L153 34V40L149 43L141 44L139 47L143 51V59L148 65L145 68V71L152 72L156 74H167L173 67L178 63L181 48L183 47L184 38L182 35V30L175 27L176 21L173 19L167 20V25H165L162 20L168 16L169 10L174 14L177 8L185 7L180 3H172L165 5L163 3H155L152 0L144 2V0H121L120 3H81V4H72V5H62ZM188 7H191L189 5ZM168 25L172 27L169 28ZM33 32L29 31V36H32ZM79 41H77L78 47ZM187 55V51L183 53ZM264 80V76H262ZM247 87V85H245ZM250 90V89H249ZM89 115L92 119L89 121L90 125H95L97 122H104L108 119L107 111L105 104H102L99 101L95 102L94 110ZM109 153L118 151L119 142L114 137L113 140L109 143ZM264 163V161H262ZM111 231V230H110ZM101 237H94L95 243H99ZM112 243L115 245L119 244L120 247L117 249L124 254V246L127 245L128 248L133 247V241H126L120 239L119 231L117 230V235L112 239ZM139 248L144 249L146 241L139 240ZM73 244H76L80 247L91 248L93 246L92 242L88 239V233L85 231L83 238L77 237L73 240ZM72 245H69L71 247ZM150 251L149 249H145ZM195 256V253L192 254ZM8 264H29L28 261H21L19 259L8 262ZM31 264H36L35 261H32ZM41 264H63V261L59 260H49L42 261ZM77 264H91L88 261L87 257L83 260L78 261ZM96 264H99L97 261ZM112 264H161L158 260H144V259H128L121 260L116 259ZM171 264H206L202 259L189 258L187 260H182L179 262L173 261ZM259 264H264V260L259 261Z\"/></svg>","mask_w":264,"mask_h":264}]
</instances>
